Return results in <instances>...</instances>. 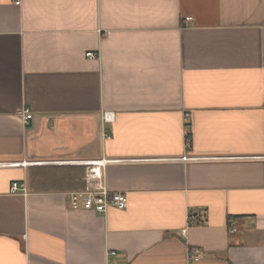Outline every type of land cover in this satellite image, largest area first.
<instances>
[{
	"label": "crops",
	"instance_id": "crops-1",
	"mask_svg": "<svg viewBox=\"0 0 264 264\" xmlns=\"http://www.w3.org/2000/svg\"><path fill=\"white\" fill-rule=\"evenodd\" d=\"M0 264H264V0H0Z\"/></svg>",
	"mask_w": 264,
	"mask_h": 264
},
{
	"label": "built area",
	"instance_id": "built-area-1",
	"mask_svg": "<svg viewBox=\"0 0 264 264\" xmlns=\"http://www.w3.org/2000/svg\"><path fill=\"white\" fill-rule=\"evenodd\" d=\"M15 4L20 5L22 0H12ZM187 21L192 20V17H187ZM88 57H100L99 53L88 51ZM23 125L26 127L32 123L33 113L29 108H24L20 111ZM102 121L104 124H109L114 121V113L106 111L102 114ZM105 139L110 138V133L105 128L103 131ZM111 160L102 155L95 160V166L85 176L84 186L82 189L70 193L69 207L75 210H90L100 215H106L111 207L118 209H126L128 206L127 194L123 191L111 190L106 182V171ZM12 192L26 193L24 184L14 182L11 188ZM229 231L234 233L238 231L237 223L235 221L230 223ZM186 229L183 230L185 233ZM190 258L198 261L201 258V252L198 249L189 250Z\"/></svg>",
	"mask_w": 264,
	"mask_h": 264
}]
</instances>
